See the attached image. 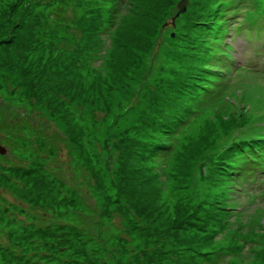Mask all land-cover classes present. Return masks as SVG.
<instances>
[{
  "label": "rangeland",
  "instance_id": "374dc122",
  "mask_svg": "<svg viewBox=\"0 0 264 264\" xmlns=\"http://www.w3.org/2000/svg\"><path fill=\"white\" fill-rule=\"evenodd\" d=\"M179 1L0 0V264H264V184L221 166L264 137V0ZM229 27L256 89L183 124Z\"/></svg>",
  "mask_w": 264,
  "mask_h": 264
},
{
  "label": "trees",
  "instance_id": "16d2710c",
  "mask_svg": "<svg viewBox=\"0 0 264 264\" xmlns=\"http://www.w3.org/2000/svg\"><path fill=\"white\" fill-rule=\"evenodd\" d=\"M209 20V19H208ZM207 20V21H208ZM216 21H220V23L218 24V26H220L221 24H223V27H218L215 30V35L216 38H218V34L224 29V25L225 22L222 21V16L219 18L214 19L211 24H210V28L208 30V34L210 32V29L212 27V24ZM222 21V22H221ZM206 23V22H205ZM208 24V23H207ZM200 38V36H199ZM198 39V38H197ZM195 38V40H197ZM206 39V38H205ZM198 47L199 49H202L204 57L202 58V70H204V72L206 71V65H208L209 68V74H211L210 76H206L205 75H200L198 73V69L200 68L197 63L195 64V66L193 67L195 72L193 71L192 73H190V76L187 78L190 83L196 86L198 84V82L200 81V87L199 89L201 90V93H199L200 97L203 98V103H201V99L199 98V95H195L193 100L192 97L190 96V98L187 100V103L185 105L184 110L181 113H184L182 116H180L179 122H183V124L190 118H192L193 116H196L197 113L202 112V105L206 106V104H209V107H216L217 105H219L223 100V93L225 92V87H223V90L219 93H217L215 91V88H218V84L215 83L216 79H217V73L222 71L221 67H218L217 71L213 70L212 68L214 67V64L216 63L217 59H216V51L219 52L220 51V46L219 44L214 41L213 45H207L205 42L202 43V39L197 41ZM210 59L211 60V64H207L206 60ZM204 81H203V78ZM205 83V87L203 89V85ZM235 110H233L234 112H241L240 110L234 108ZM242 114V112L239 114V116ZM9 117L7 115L4 114V111L0 110V132L4 133V134H12L14 133L13 131L8 132V129L11 128V130L15 127V125L9 123ZM11 124V125H10ZM182 124V125H183ZM181 125V126H182ZM240 125V124H239ZM240 127L236 128L235 131H237ZM234 131V133H235ZM8 132V133H7ZM166 132H169L166 130ZM169 134V133H168ZM6 136V135H5ZM242 136H235V139L233 140L232 144L233 147L230 150L231 152H235L233 158L238 161L240 163V165L234 163L233 165H227L229 164V162L227 161L226 163L223 164L224 160L222 161V169L223 171H225L224 176L226 175L228 177V181L229 185L231 187H234V185L236 184V177L237 175H239V170L242 169L244 163H246L247 160L258 157V156H262V158H264V138H260L259 140H246L241 138ZM230 153V152H229ZM228 153V156H229ZM219 158V157H218ZM249 162V161H247Z\"/></svg>",
  "mask_w": 264,
  "mask_h": 264
},
{
  "label": "water",
  "instance_id": "95a60500",
  "mask_svg": "<svg viewBox=\"0 0 264 264\" xmlns=\"http://www.w3.org/2000/svg\"><path fill=\"white\" fill-rule=\"evenodd\" d=\"M187 3H188V0H180L178 2L177 4L178 10H177L176 16H178L180 13L185 11ZM5 151H6V148L0 144V154H4Z\"/></svg>",
  "mask_w": 264,
  "mask_h": 264
}]
</instances>
